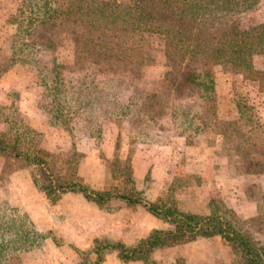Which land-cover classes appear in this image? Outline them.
<instances>
[{"label":"trees","instance_id":"trees-1","mask_svg":"<svg viewBox=\"0 0 264 264\" xmlns=\"http://www.w3.org/2000/svg\"><path fill=\"white\" fill-rule=\"evenodd\" d=\"M237 12L238 4L231 0H17L9 62L38 76L54 120L95 115L94 122L84 119L90 133L98 134L101 120L111 118L125 121L137 135L154 138L162 129L161 113L168 110L178 135L213 131L238 174L264 175V125L250 124L241 103L236 120H220L215 111L216 67L253 75L264 84V72L253 70L249 61L264 56V25L243 29L234 19ZM63 40L73 45L72 65L44 61ZM157 56L164 67L160 87L140 92L136 86L142 69ZM65 71L79 78L64 80ZM49 156L30 141L24 149L0 133V175L27 168L33 185L52 204L65 193L79 194L99 209L116 200L141 206L169 226L151 230L134 246L95 241L89 251L94 261L77 264H101L109 250L121 263L156 264L151 258L156 251L213 237L229 248L231 264H264V212L238 221L228 210L201 215L148 202L133 187L95 191L51 167ZM9 161L19 164L11 167ZM126 178L125 184L132 185ZM45 238L26 213L0 205V264H20V255L40 247ZM173 264L184 261L177 258Z\"/></svg>","mask_w":264,"mask_h":264},{"label":"rangeland","instance_id":"rangeland-1","mask_svg":"<svg viewBox=\"0 0 264 264\" xmlns=\"http://www.w3.org/2000/svg\"><path fill=\"white\" fill-rule=\"evenodd\" d=\"M231 2L238 4L234 19L241 28L264 25V0ZM16 4L17 0H0V133L17 140L24 149L29 147V141L34 143L50 155L51 167L95 191L133 187L148 202L174 204L181 212L201 215L228 210L238 221L264 212V175L238 174L213 131L193 137L178 135L171 126L168 110L162 111V129L154 138L153 134L137 135L125 121L111 118L101 120L98 134L90 133L83 127L89 114L67 121L54 120L42 97L38 76L29 67L9 62L15 28L11 17ZM52 58L58 65L71 66L72 43L63 40L43 60ZM249 61L253 70L264 72L263 55L252 56ZM163 74V60L157 56L152 65L142 69L136 88L140 92L158 90ZM62 77L79 78L67 71ZM254 79L253 75L214 69L215 111L220 120H236L237 105L241 103L248 109L244 111L250 124L264 125V84L260 86ZM94 116L89 117L90 122L96 121ZM26 129L35 134L25 132ZM0 161L3 168L4 159L0 157ZM8 163H12L11 167L19 164ZM7 170L0 175V205L26 213L38 232L46 236L40 247L20 255V264L93 262L95 257L89 251L95 241L134 246L151 230L169 228L141 206L113 200L99 209L76 193L70 200L72 212H66L37 189L28 192L23 186L12 184L10 175L14 172L26 173L30 178L27 168L9 174ZM126 176L132 185L125 184ZM151 258L156 264H173L177 258L183 259L184 264H231L233 260L219 237L159 250ZM101 264L141 263H121L109 250Z\"/></svg>","mask_w":264,"mask_h":264},{"label":"crops","instance_id":"crops-1","mask_svg":"<svg viewBox=\"0 0 264 264\" xmlns=\"http://www.w3.org/2000/svg\"><path fill=\"white\" fill-rule=\"evenodd\" d=\"M1 168H2V163L0 161V170ZM10 181L12 182L13 185H18L19 187L23 186L25 190L28 192L36 191V187L33 185L30 178L27 177L26 173L14 172L12 175H10ZM73 196L74 195L72 193L63 194L58 200V202H56V204H58V208L65 210L66 212L67 210H71L72 212V206L70 205V200H72Z\"/></svg>","mask_w":264,"mask_h":264}]
</instances>
